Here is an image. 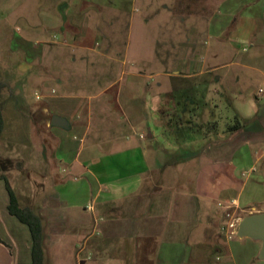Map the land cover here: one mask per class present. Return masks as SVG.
Returning a JSON list of instances; mask_svg holds the SVG:
<instances>
[{
    "label": "crops",
    "instance_id": "crops-1",
    "mask_svg": "<svg viewBox=\"0 0 264 264\" xmlns=\"http://www.w3.org/2000/svg\"><path fill=\"white\" fill-rule=\"evenodd\" d=\"M78 1L63 3L66 17L55 29L64 39L79 37ZM239 1L243 2L240 17L226 48H218L216 44L207 47L206 37H202L200 31L190 30L183 24L185 39L181 46H188V50L191 45L198 46V57L183 60L181 68L188 69V73L195 71L185 81L194 86L191 88H198V93L192 96V91L185 93L186 89L183 93L174 87L169 90V82L167 92L151 94L149 106L145 105L147 96L144 100L139 93L127 92L122 97L117 88L116 98L107 99L115 103L106 101L105 108H94L92 100L106 95L115 85L114 81L105 82L106 87L99 93L91 92L99 86L98 77L102 75L95 69L89 71L86 56H82L81 64L77 61L80 52L83 54L89 49L69 46L64 41L57 49H71L70 53L75 54L72 61L56 62L57 56L52 54L46 61L43 51L17 45L11 41L7 30L0 28V46L4 49L6 45L9 56L16 52L22 55V60L13 65L15 73L21 74L24 83L37 86L34 100L32 96L26 100L39 103L37 112L32 114L37 113L55 141L50 146L44 143L45 149L43 145L31 149L30 156L35 157L39 166L29 172L31 187L24 184L29 192L23 196H28L29 200L22 205L19 201L21 184L16 180L11 184L7 169L4 170L20 207L31 208L40 218L45 264H219L220 258L233 261L228 249L233 237L225 234L227 239L223 240L219 235V227H224L220 225L223 213L233 208H245L248 214L250 210L264 212V5L260 9L250 8L244 0ZM217 15L218 9L211 16L205 35L214 41L221 39L228 25L224 15ZM23 41L26 42L24 38ZM108 46L106 51L111 53L127 50L126 44L123 48ZM208 54L213 59L230 55L221 66L216 64L203 71L204 59L199 58ZM118 60L112 55L111 63H119ZM110 69L102 77L108 76ZM207 73L217 74L214 87L223 90L213 100L218 99V104H211L210 108H220L224 103L225 113L231 112L226 122H231L236 114L243 128L234 133L221 132L218 137L197 134L198 154L175 165L172 160L174 155L178 157L177 148L191 149L189 146L194 142L183 140L177 144L169 135L175 129L169 122L175 112V102L181 100L183 108L196 104L197 108L193 106L192 111L184 114L189 121L206 124L200 114L194 113L202 107L196 101L205 103L206 84H202L203 89L198 83L195 87L194 81L201 80ZM155 84L160 87L159 81ZM140 86L142 89L143 83ZM78 89L85 93H79ZM120 100L122 103H118ZM227 100L231 110L226 109ZM1 112L0 141L6 127L2 108ZM52 116L65 118L69 122L68 129L51 126ZM108 116L118 117L121 126L113 130L108 124L93 121L94 117ZM212 121H218V116ZM32 123L28 119L29 132ZM96 132L103 135L95 138ZM23 144L29 149L36 147L32 141ZM50 162L54 167L48 170ZM194 164L197 168L191 174L189 166ZM249 172L254 176L249 178ZM26 175L22 178L24 181H27ZM247 188V194L261 191L260 195L256 194L259 208L245 206L241 201V194ZM8 201L0 179V264H31L29 228L8 213ZM253 243L254 256L258 258L260 243Z\"/></svg>",
    "mask_w": 264,
    "mask_h": 264
},
{
    "label": "rangeland",
    "instance_id": "rangeland-1",
    "mask_svg": "<svg viewBox=\"0 0 264 264\" xmlns=\"http://www.w3.org/2000/svg\"><path fill=\"white\" fill-rule=\"evenodd\" d=\"M65 1L67 0H0V28L6 29L7 33L11 36V41H15V43H18L17 45L21 46L20 44H22L26 47L39 50V52L43 51L42 55L46 61H49L51 54L53 57L57 56L56 62L61 61L65 63L72 61V56L75 54L70 53L71 49H57L65 43L64 41H67L69 46L89 49L88 52L83 54L80 52V58L77 56L78 63L81 64L83 62L82 56H86L87 60H85L90 64L89 71L92 72L95 69V72L102 76L111 68V73L108 76L98 77L100 84L91 92L94 95L99 93L106 87L107 84L104 86L105 82L114 81L113 86L115 85L113 90L106 95L102 94L100 95L101 97H96V99L92 100L91 106L100 109L105 108L106 104L104 103L106 101H108L107 104L110 102L115 103V100L110 101L107 99L110 97L116 98L117 88L122 97L127 92L139 93L144 100L147 96L145 105L149 106L151 94L167 92L168 89L171 90L173 87L181 91L192 86V84H189L185 80H188L187 76L195 74V71L191 70L192 73H188V69L181 68V64L183 60L187 61L189 57L197 59L198 46L191 45L190 50H188V46H181L185 39L183 24L190 30L200 31L199 33L202 37H206L207 47L212 48L216 44L218 48H226L230 43L229 36L231 35L233 26H235L240 17V4L243 3L239 0H86L85 3H83L84 0H79V37L64 39L55 27L61 22L63 23L66 17V5L63 4ZM244 2H247L250 8L260 9L264 5V0H244ZM221 3L225 4L220 6ZM75 6L74 2L73 9ZM152 6H155L153 10L151 9ZM217 9V16L222 17L224 15V22H227L228 25L221 39L214 41L205 35L209 27V20ZM23 38L27 43L23 41ZM112 44L116 47L120 45L122 48L126 44V53H111L106 51L109 49L108 45ZM244 45L248 47V42H245ZM5 47L6 45L3 49V46H0V81L5 86L0 92V106L5 115L6 124L0 141V164L4 170L7 169L5 170L6 175L11 184L14 180H16V183L21 184V191L19 192L22 196H19V201L22 205L29 200L28 196L23 197L29 192L26 191V186L27 188L31 187L30 183L32 181L29 172L31 169H36L39 166V162L35 161V157L30 156L33 154L31 149L38 148L41 145L44 148V143L50 146L55 141L52 133L49 131L50 129L45 124H42L37 113L34 116L32 114L38 110V101L35 100L34 103L26 101L35 95L34 87L37 86L31 83H24L21 74L17 75L15 73L16 69L14 70L13 65L22 60V55L16 52L14 56H9L8 50ZM210 54L212 56V53ZM112 55L116 59H119V63H111ZM228 55L230 54L213 59L208 54L204 58H199L204 59L203 71L211 69L216 64H218L217 66H221L229 60ZM10 61L13 62L11 63ZM121 64L122 66L120 67ZM216 75L215 73H207L203 75L201 80L195 78L196 80L194 81L195 87H198V84H201V86L202 84H206V106L205 103H203V106L202 100L196 101L201 103L202 107L201 111L194 113L200 114L203 117L201 119L203 122L212 121L214 116L216 118L218 116V126L216 131H214L213 137H218L219 133L224 132V124L228 119L227 116L229 117L231 114V112L225 113V110L222 109L224 103L222 105L219 103L221 105L220 108L215 109V106L210 108L211 104H218V99L216 101L213 100L223 93V90L214 87ZM173 77L175 78L173 79ZM156 81L160 82V87L156 86ZM132 82L134 84L131 85ZM150 82L151 84H148ZM169 82L170 87L167 89ZM142 83L141 89L140 84ZM202 88L204 89L203 86ZM214 89L217 90L214 91ZM78 91L79 93H85L84 90L78 89ZM191 93L192 96L193 94H197L198 88H192ZM23 94L27 97L24 98ZM220 97L223 96L221 95ZM118 103H122V101L120 100ZM175 105L178 107L175 106L174 113H179L184 121L189 120L186 114L196 106V104L194 106V103H190L183 108L184 104L181 100L179 102L176 101ZM172 111H174V108ZM184 112L187 113L184 114ZM29 115H32V117L29 118ZM28 119L31 122L33 121L30 126L32 127L30 128V132L27 131L28 127L26 126ZM94 120L95 124H108L113 130L122 124L116 116L105 118L94 117ZM47 121H49V117ZM43 125L45 126L44 129L42 128ZM97 135L102 136L103 134L96 132L95 138ZM28 141H32L36 147L31 146L29 149L23 144L24 142L28 143ZM191 141L194 142H191L192 144H190L189 148L197 155L199 152L198 136H195L194 139L192 138ZM51 151L53 150L50 149L49 152L51 153ZM176 155H178L177 152ZM28 156L31 158L28 159ZM17 157L21 158L23 164ZM51 158H53L52 155ZM175 160L179 161L177 157L172 161ZM180 163L179 161L175 165H179ZM53 164L50 162L48 170L54 167ZM196 168L197 165L195 164L189 166L191 174H194ZM25 174H27V181L22 179ZM253 176L254 173L249 172L248 177L251 178ZM34 179L35 184H37L35 177ZM248 190L247 188L241 194V201L245 203V206L252 205L259 208L260 205L257 204L258 201L256 200L258 192H255L254 195L247 194ZM35 192L37 193V190ZM260 193L261 191L258 194L260 195ZM222 206L224 207V205ZM253 211L250 210L251 213L248 214L245 208L229 209V215H226V212L223 213V221L220 225H224L225 227L228 223H234L233 228L226 230L229 236L231 230L235 231L238 220L247 215L256 214ZM223 228L219 227L218 230L219 235L225 240L227 238L225 236L226 233L222 231ZM231 237L233 238L228 243V249L233 255V261L220 258L219 264H261L257 255L254 256V240L247 238L239 239L235 234Z\"/></svg>",
    "mask_w": 264,
    "mask_h": 264
},
{
    "label": "trees",
    "instance_id": "trees-1",
    "mask_svg": "<svg viewBox=\"0 0 264 264\" xmlns=\"http://www.w3.org/2000/svg\"><path fill=\"white\" fill-rule=\"evenodd\" d=\"M4 87H5L4 83L0 81V92L2 91ZM190 91H192L191 87L189 89H186L185 93L190 92ZM176 101L179 102V99ZM205 106H206V103H205ZM226 109L228 110L230 109L229 100L226 101ZM169 122L173 124L175 128L174 131L171 132L169 135L171 136L172 140L177 144H179L180 142L182 143L183 140H186L187 142H192L191 141L192 137L196 136L197 134H201L204 137H208L210 134L215 133L214 131H216L217 126H218V121L206 122L208 124L195 123L189 120L184 121L182 116L179 113L178 114L173 113V116L170 118ZM242 128H243L242 121L236 114H234L232 121L226 122L224 124L223 131L224 133H234L235 131L241 130ZM2 130H3V116H2V112L0 108V136H1ZM176 152L178 154L176 156H178L177 158L179 159V161L190 160L196 156L188 148H182V147L177 148ZM174 158H175V155H174ZM179 161L175 160L173 164ZM165 165L167 166L169 165V163H166ZM3 170H4L3 166L0 164V179L4 182V186L7 191L8 198H9L8 205H7L8 213L14 216L15 218H17L21 223H24L25 225H27L29 228L31 239H32L31 264H45L44 263V252L42 248L43 233H42V226H41L40 218L31 208L20 207L17 197L13 189L10 187L7 177L5 176Z\"/></svg>",
    "mask_w": 264,
    "mask_h": 264
},
{
    "label": "water",
    "instance_id": "water-1",
    "mask_svg": "<svg viewBox=\"0 0 264 264\" xmlns=\"http://www.w3.org/2000/svg\"><path fill=\"white\" fill-rule=\"evenodd\" d=\"M50 124L61 129L69 127V122L60 116H52ZM234 234L240 239L247 238L259 242L258 259L264 261V212L239 219Z\"/></svg>",
    "mask_w": 264,
    "mask_h": 264
},
{
    "label": "built area",
    "instance_id": "built-area-1",
    "mask_svg": "<svg viewBox=\"0 0 264 264\" xmlns=\"http://www.w3.org/2000/svg\"><path fill=\"white\" fill-rule=\"evenodd\" d=\"M226 214H227V213H226ZM233 227H234V223H228V224L223 228V231L227 234L226 230H227L228 228H233ZM233 234H234V231L231 230L229 236L231 237V236H233Z\"/></svg>",
    "mask_w": 264,
    "mask_h": 264
}]
</instances>
